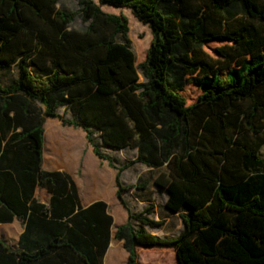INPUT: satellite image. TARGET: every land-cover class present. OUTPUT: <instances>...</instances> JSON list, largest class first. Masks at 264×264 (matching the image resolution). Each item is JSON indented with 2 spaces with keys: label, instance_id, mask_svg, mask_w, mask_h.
<instances>
[{
  "label": "trees",
  "instance_id": "obj_1",
  "mask_svg": "<svg viewBox=\"0 0 264 264\" xmlns=\"http://www.w3.org/2000/svg\"><path fill=\"white\" fill-rule=\"evenodd\" d=\"M60 1L0 0V70L18 69L14 83L0 85V223L25 224L20 252L0 241V264H104L113 218L102 202L82 210L72 180L42 170L46 117L82 128L117 172L128 222L115 238L128 264H139L138 247L174 248L178 264H222L220 238L237 241L240 223L254 218L264 226V41L256 49L255 28L229 29L239 18L264 25L261 0H79L74 12L59 10ZM103 6L129 9L150 27L142 64L128 19ZM77 18L83 30L71 29ZM211 43L225 45L217 50L233 65L225 76L200 58ZM192 82L201 94L189 105L182 93ZM63 107L73 120L59 115ZM106 147L138 155L119 167ZM138 163L167 166L155 184L183 221L175 239L145 230L165 225L150 218L153 205L134 214L125 199L147 186L122 182ZM37 189L49 205L35 198Z\"/></svg>",
  "mask_w": 264,
  "mask_h": 264
},
{
  "label": "crops",
  "instance_id": "obj_2",
  "mask_svg": "<svg viewBox=\"0 0 264 264\" xmlns=\"http://www.w3.org/2000/svg\"><path fill=\"white\" fill-rule=\"evenodd\" d=\"M94 2L99 4L96 1ZM101 9L105 13L109 11L107 6H103ZM136 66H138L137 59ZM58 113L66 120L74 119L73 114L67 107L60 108ZM43 129L44 145L42 170L45 172L61 173L69 177L76 187L82 210H86L100 202L107 205V212L113 218V224L111 227V240L104 257V264H128L129 254L125 249L124 241L115 238L118 228L126 225L128 222V213L117 198V172L110 168L107 161L101 160L95 155L94 149L88 142L87 135L82 128L66 126L59 118L46 117ZM123 151L125 150H122V152ZM135 151L137 152V150ZM105 154L110 156L106 152ZM137 155L138 154H135L133 160L137 158ZM134 166L138 167L141 172H145V169H148L153 171V174L150 179L151 183L147 184V182H145L147 186L144 189H133L125 194V199L132 212L134 214H139L147 207L153 205L154 209L150 218L155 221H165V225L161 229L152 230L145 228V230L160 239H175L184 229L183 221L179 214L170 213L166 210L165 205L169 195L155 184L160 174L168 172L167 166L160 169H151L141 163ZM129 169L125 170L122 174V182L126 186H137L138 184H132L129 180L125 179L126 172ZM142 178V174H140L139 179ZM40 191L49 197L50 202V195L45 190L37 189L35 198L38 199ZM129 196H131V198ZM157 196L161 199V203L158 201L159 199H157ZM41 203L46 204L45 202ZM139 207L140 209L138 210ZM160 209L162 214L159 212ZM174 220L176 223L178 220L182 223L181 227L178 224L175 225L177 233H171L172 236H170L169 233L160 235V232L168 226L170 230L174 229V224L172 223ZM24 231L25 224L21 220L15 219L11 223H0V241L12 252H20V239ZM164 249H167L166 251L170 250V248ZM140 251H142V248L138 247L136 249L138 256ZM155 260L157 264H165L163 256H156ZM138 262L139 264L141 263L139 259Z\"/></svg>",
  "mask_w": 264,
  "mask_h": 264
},
{
  "label": "rangeland",
  "instance_id": "obj_3",
  "mask_svg": "<svg viewBox=\"0 0 264 264\" xmlns=\"http://www.w3.org/2000/svg\"><path fill=\"white\" fill-rule=\"evenodd\" d=\"M94 1L99 3L98 0ZM261 6L264 10V0H261ZM57 8L65 12H74L79 8V0H61ZM107 8L109 9L108 13L122 15L128 19L130 27L129 39L132 42V49L136 55L137 65L142 64L146 60L147 52L150 49L154 39L150 27L141 24L129 9H116L109 6H107ZM85 27L86 25H84V23L79 18H77L75 23L71 26V29L83 30ZM252 28H255L257 34L259 35L255 40V48L260 49L262 47V41H264V25L249 19L239 18L231 24L229 29L235 31L236 33H241L245 29L252 30ZM245 35H247V33H245ZM224 46V44L219 43L208 44L205 47V53L207 56H200L202 60L211 64L214 70H220L222 76H225L231 67H233V65L230 67V64L227 61H224L217 53V50H220ZM227 52L230 54V58L234 59V57H236V52L230 50L229 47H227ZM234 60L238 59L235 58ZM139 75L140 83H143L144 78L140 70ZM17 79L18 69L16 66H13L9 69L0 70V85L8 86L14 83ZM182 94L187 103L190 105L196 101L201 92L198 86L192 82L187 85ZM102 151H105L110 156H112L119 166H123L127 162L132 161L135 157V154H137L135 150L127 149L122 152L119 150H111L107 147L103 148ZM260 156L264 159V147L261 149ZM145 170V172H141L138 167L134 166L126 172L125 179L129 180L132 184L140 185L144 184L145 182L149 184L151 183L150 179L152 177L153 171L148 169ZM140 174H142V179H139ZM129 197L131 198V196ZM38 199L41 202H45L47 205H49V197L45 193L40 191ZM157 199H159L158 201L161 203V199L158 196ZM139 209L140 207L138 210ZM160 211L161 209L159 212ZM160 214L162 213L160 212ZM242 215L243 216L241 217V220L248 216L244 214ZM174 221L172 222L174 224V229L170 230V227L168 226L166 229L160 232V235L169 233V235L172 236L171 233L176 234L177 231L175 230V225L178 224L181 227L182 223L179 220L177 223ZM239 228L240 237L237 241H226L222 238L218 240V245L220 247L219 256L225 260V262H222V264H241L242 260H252L255 262V264H264V226L261 220L259 218H254L249 221L241 222ZM166 250L167 249L164 248H142V251H140L139 254V260L142 264H157L155 257L163 256L165 264H177V257L174 248H170L168 251Z\"/></svg>",
  "mask_w": 264,
  "mask_h": 264
}]
</instances>
